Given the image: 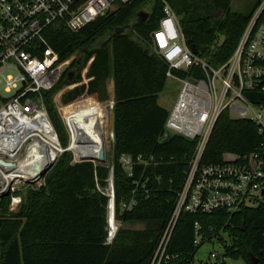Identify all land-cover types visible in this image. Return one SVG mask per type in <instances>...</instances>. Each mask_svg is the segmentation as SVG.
Wrapping results in <instances>:
<instances>
[{"label": "trees", "instance_id": "1", "mask_svg": "<svg viewBox=\"0 0 264 264\" xmlns=\"http://www.w3.org/2000/svg\"><path fill=\"white\" fill-rule=\"evenodd\" d=\"M167 2L179 19L187 46H195L199 55L220 65L234 52L263 0L245 12L232 11V0ZM163 6L162 0H134L77 33L63 25L47 29L45 36L60 61L87 52L81 64H77L79 57L72 62L57 86L43 92L61 146L66 148L69 143L54 102L61 86L72 85L62 95L65 109L81 111L106 99L107 83L112 79L115 91L112 159L105 165L91 161L73 165V153L64 152L44 177V185L29 187L17 212L9 208L12 193L1 197L0 264H152L183 186L187 161L196 147L195 141L178 135L169 141L164 137L169 111L160 105L159 98L167 85L169 67L151 50L152 34L163 16ZM141 11L148 14L142 22L138 20ZM128 25L129 29L116 33ZM98 109L77 117L86 118ZM262 140L252 122L232 119L225 112L216 123L202 162L221 163L227 152L248 155ZM140 155L153 158L152 163L135 164L130 176L121 158L136 159ZM112 167L116 220L123 225L144 227H122L109 243L107 189ZM132 198L135 206L125 209L123 205ZM196 224L203 238L199 245L195 244ZM224 236L229 237L228 242ZM216 241L224 245L223 264H227L226 259L264 264V203L238 213L182 214L167 255L176 264H194L200 248Z\"/></svg>", "mask_w": 264, "mask_h": 264}, {"label": "built area", "instance_id": "2", "mask_svg": "<svg viewBox=\"0 0 264 264\" xmlns=\"http://www.w3.org/2000/svg\"><path fill=\"white\" fill-rule=\"evenodd\" d=\"M132 1L0 0V86L7 94L4 96L0 91V159L15 162L10 154L16 156L35 135L41 136L34 118L39 112H44L49 118L43 92L57 86L74 61H60L45 36L47 29L63 25L77 33L96 19ZM162 2L163 16L152 34L151 50L168 64V79L181 83L177 100L168 110L164 137L171 133L196 142L187 161L185 179L177 194L175 208L152 261V264H176L172 262L173 257L167 255V248L182 214L238 213L264 203V0L251 17L232 55L220 65L212 64L199 52H192L174 9L167 0ZM175 72L186 75L180 76ZM56 96V105H63ZM59 111L72 134V118L78 110L68 111L60 106ZM225 112L232 119L252 122L263 140L248 155L227 152L221 163L204 164L202 158L208 141ZM22 118L29 122L19 124L18 120ZM152 160L142 155L136 159L123 156L121 163L132 176L135 164H151ZM2 169L5 168L0 165ZM107 195L110 201L114 199L115 202L113 167ZM21 202L20 197H12L11 207L16 209ZM135 204L132 198L123 207L131 209ZM115 220L114 208L113 215H108L109 243L117 234ZM199 230L200 226L196 224V245L203 239ZM211 259L215 262L210 264H223L225 258L223 254L214 252Z\"/></svg>", "mask_w": 264, "mask_h": 264}, {"label": "rangeland", "instance_id": "3", "mask_svg": "<svg viewBox=\"0 0 264 264\" xmlns=\"http://www.w3.org/2000/svg\"><path fill=\"white\" fill-rule=\"evenodd\" d=\"M257 1L258 0H232L231 10L234 12H245L246 10L250 9V7L252 5H255L257 3ZM216 16L219 17L220 13H217ZM220 41H222V38H220ZM78 57H79V54L75 53L69 59L75 60ZM207 58H208V56H207ZM180 87H181V83L179 81L171 79V78L168 79L166 88H165L164 92L161 93L160 99H159V103L163 108H165L167 110L172 109V107L174 106V104L177 100L178 94L180 92ZM71 89H72L71 84L64 83L61 86L60 90L56 93L57 94L56 98L58 99L59 102L61 101L60 102L61 104H63L62 103V95H64L66 92H68ZM0 91L4 96H7V94L3 91L2 86H0ZM114 92H115L114 91V82L112 79H110L107 83V97H106V99L104 101H97L96 103L91 104V105L83 108L81 110V112H83V113L89 112L90 113V112H93L95 109H98V108H101V109H98L90 117L88 116L86 118H80L77 116H73L72 123L74 122V119H79V121H77L74 125H71L72 134L69 131V129L67 128L66 121L64 120V118L62 117V115L59 111V107L63 106V105H56L57 110L61 116V119L65 125L66 131H67L68 136H69L68 146L70 144H71V146H73L75 154L78 155L77 151H84V154H86L88 149H91L90 147H87V150L79 149V148H83V145L82 144L79 145L77 143V141L83 140L82 138L85 137L87 140H89L91 142V144L94 148L96 146L98 149H101L102 145H99V143L104 142L105 143V151H106L107 159H108L107 164L109 163V161H111V159H112V155H111L112 144L114 141V139L112 138L113 108H114L113 104L115 103ZM105 110L107 111V114H106ZM76 114L77 113H75V115ZM71 116H69L68 119ZM54 131H55V129H54ZM55 133H56V131H55ZM58 141H59V139H58ZM34 145H35V142L33 140L28 141L26 144L23 145L22 150L20 152H18L16 154V156L14 155V153L10 154V156H13V157L15 156L13 160L19 161V160L23 159L25 156H27V154H29V152L34 151ZM94 148H93V150H95ZM75 154L73 153L74 158L76 156ZM61 155L62 154H59L57 156L58 159L60 158ZM74 158H73V160H74ZM55 159L56 158H53L51 161L53 162ZM26 162H29V160ZM24 164H26V163H24ZM45 168H46V165L43 164L42 168L35 169L34 175H31L28 177H23V178L13 179L7 188V192L12 193L11 201H12V197H20L23 201V195L27 192L29 187L34 186L36 188H40L41 186H43L45 183L44 178L40 179L37 182H29L27 180H30V181L31 180L32 181L38 180L40 172ZM0 199H1V194H0ZM11 201H10V207H9L10 211L17 212L21 205L18 208L13 209L11 207ZM115 224L117 225V229H118L117 233L119 232V229H121L122 227H124V228H136V229H140V228L144 227L143 224H136V225L124 224L123 225V223H121L117 220H115ZM116 236H117V234H116ZM224 238L227 242L229 241V237L224 236ZM214 252L223 254L224 245L220 244L217 241L214 243L204 244L200 248L198 253L196 254L194 264L214 263L215 260H213V259L210 260L211 254ZM226 262H227V264H246L243 259H240V260L226 259Z\"/></svg>", "mask_w": 264, "mask_h": 264}, {"label": "bare ground", "instance_id": "4", "mask_svg": "<svg viewBox=\"0 0 264 264\" xmlns=\"http://www.w3.org/2000/svg\"><path fill=\"white\" fill-rule=\"evenodd\" d=\"M82 113L83 112L78 111L77 114L74 116H78ZM94 113H92L91 115H93ZM34 119L37 125L36 128L40 131L41 136L38 137L37 135H35L32 138V140L35 142L33 152H29V154H27V156H25L23 159L19 161H15L14 167L12 168L3 167L5 169L0 170V174L4 180V186H3L4 189L8 188L10 182L13 179L34 175L35 169L42 168L43 164L47 166L50 162H52L51 160L53 158H56L61 152V146L59 145L57 135L54 131L51 122L49 121L48 117L44 114V112H39V114ZM26 121L28 120L22 118L18 120V123L23 124ZM77 121H79V119H74L73 125ZM82 139L83 140L77 141L79 145L80 144L83 145V148H79V149L87 150V147H90L91 149H88L86 154H84V151H77L78 155L76 154V156L93 157L94 159H97L100 154V151L105 149L104 142H100L101 144L99 143V145H102V148L98 149L96 146L94 148L91 142L87 140L85 137ZM93 148L95 150H93ZM10 157L14 159L13 156ZM28 160L29 162H26Z\"/></svg>", "mask_w": 264, "mask_h": 264}, {"label": "water", "instance_id": "5", "mask_svg": "<svg viewBox=\"0 0 264 264\" xmlns=\"http://www.w3.org/2000/svg\"><path fill=\"white\" fill-rule=\"evenodd\" d=\"M147 16H148V14L146 12L141 11L138 14V20L140 22H142V21H144L147 18ZM129 28H130L129 25L128 26H125V27H122V28H119L116 31V33L117 34L123 33L126 29H129ZM191 50H192V52L194 54H197V52H198L195 46H191ZM84 53H87V52H84L83 51L81 57H79V59H77V64H81ZM74 74L75 73H73L72 75H74ZM105 112L107 113V111H105ZM171 137H172L171 133H168L167 137L165 138V141H169L171 139ZM67 151H71L72 153L74 152L73 147L71 146V144L67 148H63L61 146V152L59 154H63L64 152H67ZM57 159H58V157H56V159L53 162L49 163L46 166V168L43 169L40 172V175H39L38 180H35V181L27 180V181H29V182H37L40 179H43L50 172V170L53 168V166H54L55 162L57 161ZM83 161H91V162H94V163H99L101 165H105V164H107L108 159H107L106 151L104 149V150H101L100 151V154H99V156H98L97 159H94L93 157L75 156L74 160L72 161V164L75 165L78 162H83ZM0 165L3 166V167L12 168V167L15 166V163L12 162V161H5L3 159H0ZM0 194H1V197L8 196L10 194V192H7V188L4 189V187H3V180L1 178V176H0ZM114 208H115V202H114V199H112L110 201V204H109V215L110 216L113 215ZM262 254H264V252H262Z\"/></svg>", "mask_w": 264, "mask_h": 264}, {"label": "crops", "instance_id": "6", "mask_svg": "<svg viewBox=\"0 0 264 264\" xmlns=\"http://www.w3.org/2000/svg\"><path fill=\"white\" fill-rule=\"evenodd\" d=\"M163 92H164V91H163ZM163 92H162V93H163ZM160 95H161V94H160ZM159 99H160V98H159Z\"/></svg>", "mask_w": 264, "mask_h": 264}]
</instances>
